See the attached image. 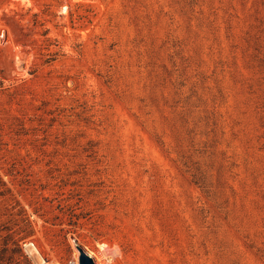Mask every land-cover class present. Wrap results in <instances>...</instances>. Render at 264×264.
<instances>
[{
	"label": "rangeland",
	"instance_id": "1",
	"mask_svg": "<svg viewBox=\"0 0 264 264\" xmlns=\"http://www.w3.org/2000/svg\"><path fill=\"white\" fill-rule=\"evenodd\" d=\"M264 264V0H0V264Z\"/></svg>",
	"mask_w": 264,
	"mask_h": 264
},
{
	"label": "water",
	"instance_id": "2",
	"mask_svg": "<svg viewBox=\"0 0 264 264\" xmlns=\"http://www.w3.org/2000/svg\"><path fill=\"white\" fill-rule=\"evenodd\" d=\"M81 264H95V262L92 259H90L88 256L83 255L81 259Z\"/></svg>",
	"mask_w": 264,
	"mask_h": 264
}]
</instances>
